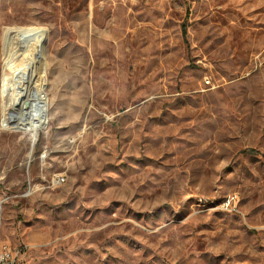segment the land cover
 <instances>
[{"label": "rangeland", "instance_id": "rangeland-1", "mask_svg": "<svg viewBox=\"0 0 264 264\" xmlns=\"http://www.w3.org/2000/svg\"><path fill=\"white\" fill-rule=\"evenodd\" d=\"M7 28L42 42L34 143L2 126ZM5 242L29 264H264V0H0Z\"/></svg>", "mask_w": 264, "mask_h": 264}, {"label": "bare ground", "instance_id": "bare-ground-1", "mask_svg": "<svg viewBox=\"0 0 264 264\" xmlns=\"http://www.w3.org/2000/svg\"><path fill=\"white\" fill-rule=\"evenodd\" d=\"M6 33L7 35L13 34V37L17 38V42L19 39L16 55H22L25 59V64L22 67H16L15 63L12 64L14 68L13 76H15L16 83L14 86L15 92H12L15 94L14 104L3 112L2 126L31 131V141L34 143L38 129L44 127L48 122L47 97L43 89L44 83L40 74L42 42L37 38L34 30L29 28H7ZM13 60L11 59L9 62Z\"/></svg>", "mask_w": 264, "mask_h": 264}, {"label": "built area", "instance_id": "built-area-1", "mask_svg": "<svg viewBox=\"0 0 264 264\" xmlns=\"http://www.w3.org/2000/svg\"><path fill=\"white\" fill-rule=\"evenodd\" d=\"M65 181L62 175H54L50 178L49 185H59ZM32 187L29 186L25 194L30 191ZM30 252V245L26 243L18 244V247H11L8 242L0 246V264H29L28 255Z\"/></svg>", "mask_w": 264, "mask_h": 264}, {"label": "trees", "instance_id": "trees-1", "mask_svg": "<svg viewBox=\"0 0 264 264\" xmlns=\"http://www.w3.org/2000/svg\"><path fill=\"white\" fill-rule=\"evenodd\" d=\"M183 34H184V35L186 34V30H184Z\"/></svg>", "mask_w": 264, "mask_h": 264}]
</instances>
